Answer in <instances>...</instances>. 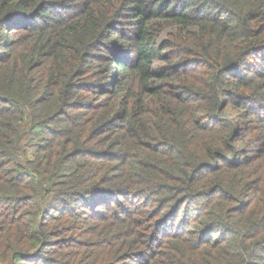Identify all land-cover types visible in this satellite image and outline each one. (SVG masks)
<instances>
[{"label": "trees", "instance_id": "16d2710c", "mask_svg": "<svg viewBox=\"0 0 264 264\" xmlns=\"http://www.w3.org/2000/svg\"><path fill=\"white\" fill-rule=\"evenodd\" d=\"M0 264H264V0H0Z\"/></svg>", "mask_w": 264, "mask_h": 264}]
</instances>
